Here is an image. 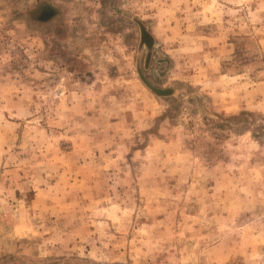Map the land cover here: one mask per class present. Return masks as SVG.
Listing matches in <instances>:
<instances>
[{"label": "rangeland", "instance_id": "1", "mask_svg": "<svg viewBox=\"0 0 264 264\" xmlns=\"http://www.w3.org/2000/svg\"><path fill=\"white\" fill-rule=\"evenodd\" d=\"M0 264H264V0H0Z\"/></svg>", "mask_w": 264, "mask_h": 264}, {"label": "water", "instance_id": "2", "mask_svg": "<svg viewBox=\"0 0 264 264\" xmlns=\"http://www.w3.org/2000/svg\"><path fill=\"white\" fill-rule=\"evenodd\" d=\"M135 21L138 23L139 28H140V43L141 44H145L148 49H150L154 43L153 37L152 35L146 30L145 26L138 21L137 19H135ZM149 54L146 56L145 59V66L147 64V61L149 59ZM138 74L140 79L143 81V83L157 96H166V95H170L172 93V89L171 88H159L154 86L153 84H151L148 79L144 76V74L142 73V71L140 69H138Z\"/></svg>", "mask_w": 264, "mask_h": 264}]
</instances>
